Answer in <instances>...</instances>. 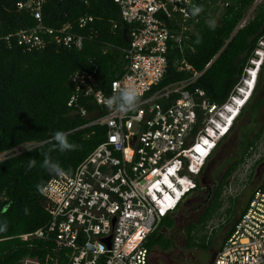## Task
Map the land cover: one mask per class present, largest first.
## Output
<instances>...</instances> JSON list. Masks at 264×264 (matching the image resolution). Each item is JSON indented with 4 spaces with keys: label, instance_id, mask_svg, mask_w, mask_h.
Instances as JSON below:
<instances>
[{
    "label": "built area",
    "instance_id": "built-area-1",
    "mask_svg": "<svg viewBox=\"0 0 264 264\" xmlns=\"http://www.w3.org/2000/svg\"><path fill=\"white\" fill-rule=\"evenodd\" d=\"M46 0L15 3L36 21L1 39L12 41L26 51H40L48 43L79 49L82 37L72 33L70 23L54 29L42 24ZM264 0H254L238 23L241 28L251 10ZM120 20L129 26L125 67L111 81L108 95L97 87L94 72L74 71L68 107L84 118L81 126H102L104 141L80 161L72 173L51 175L40 195L52 204L48 221L31 232L16 237L22 241L48 239L75 245L70 264H148L146 237L156 231L188 194L201 186L200 174L216 142L225 134L248 95L242 84L251 86V56L243 67L239 82L222 105L209 103L204 93L188 87L202 72L193 69L184 57H177L178 71L189 76L151 92L165 74L169 50L189 49L197 16L190 14L196 0H114ZM91 17H81V27ZM210 63V62H209ZM205 67H207L209 65ZM249 77V78H248ZM118 84H134L140 92L136 110L113 114L104 98L115 93ZM243 95V96H242ZM79 96L89 98L104 113L90 114L79 104ZM226 108L231 111L226 116ZM226 116L227 122L221 121ZM37 145V144H36ZM33 142L5 151L18 155ZM4 159V158H3ZM251 164L246 165V169ZM226 219L221 220V224ZM216 228L211 226L209 231ZM97 242L104 246L99 252ZM210 264H264V186L256 188L231 233L221 243Z\"/></svg>",
    "mask_w": 264,
    "mask_h": 264
},
{
    "label": "trees",
    "instance_id": "trees-1",
    "mask_svg": "<svg viewBox=\"0 0 264 264\" xmlns=\"http://www.w3.org/2000/svg\"><path fill=\"white\" fill-rule=\"evenodd\" d=\"M18 1L24 0H0V154L22 143L35 141L37 145L30 148L31 151L0 160V222L7 225L6 230L0 232V264H30L25 259L36 264H70L77 250L75 245L52 237L22 241L16 236L42 227L51 215L52 204L40 195V189L51 177L41 167L44 158L58 162L70 174L104 141L105 127L80 128L91 118L81 117L75 108L68 107L73 93L68 80L74 71L94 72L97 87L108 95L111 81L118 78L125 67L123 50L127 43L123 31L126 28L128 38L129 26L120 20L114 0H46L42 24L58 29L70 23V31L82 37L81 47L75 49L48 43L40 51H26L14 41L7 47L1 37L20 28H30L36 22L29 14L15 9ZM253 1L196 0L202 11L196 15L198 19L188 43L193 52L189 49H183V52L169 50L165 74L151 92L189 76L178 71L174 62L177 57H184L195 71L202 72L188 89H200L209 103L224 104L251 56L256 38L264 32V1L257 7L259 12L235 30ZM216 13H219L218 20L210 27L208 21H214ZM81 17H91V20L80 27L78 19ZM79 104L90 114L104 113L89 98L79 96ZM57 130L65 131L69 141L78 147L65 152L54 148L51 137ZM260 137L261 134L251 145L254 146ZM245 156L238 161H227L228 166L198 228L191 225L188 229L190 246H197L196 233L203 230L220 209L222 190ZM29 159H35V166L28 167ZM37 185H40L39 189ZM263 186L264 182L259 187ZM233 211L228 209L230 217ZM236 220L230 223L225 239ZM171 225L168 216L162 219L160 227L146 237L148 250L157 245L164 248L168 245V239L160 230ZM204 241L205 236L201 237L200 246Z\"/></svg>",
    "mask_w": 264,
    "mask_h": 264
},
{
    "label": "flooded vegetation",
    "instance_id": "flooded-vegetation-1",
    "mask_svg": "<svg viewBox=\"0 0 264 264\" xmlns=\"http://www.w3.org/2000/svg\"><path fill=\"white\" fill-rule=\"evenodd\" d=\"M259 5L261 3L255 6L254 14L259 12L257 8ZM251 59L252 73L249 96L243 101L230 130L225 133L226 137L223 136L225 138L220 139L221 142L218 146H223L226 141L231 139L236 142L234 151L215 164V161L209 162L218 147L213 149L200 174L201 186H198L178 205L175 211L168 215L169 220L172 221L171 227H163L160 230L162 235L168 239V245L165 248L162 245H157L149 249V257L152 258L154 264H202L200 255H205L208 260L210 252L215 255L218 250L209 248L205 242L203 246H200V236L196 241L197 246H190L188 229L191 225L198 228L210 199L215 194L218 182L228 166L226 164L220 170L223 164L227 161H238L240 157L250 153L253 147L252 142L259 134L264 133V32L256 38L255 46L251 51ZM255 177L261 184L264 182V166L255 170ZM229 226L230 224L220 238L221 243L225 240ZM200 232L198 233L200 234ZM192 249H197L198 253L194 254Z\"/></svg>",
    "mask_w": 264,
    "mask_h": 264
},
{
    "label": "rangeland",
    "instance_id": "rangeland-1",
    "mask_svg": "<svg viewBox=\"0 0 264 264\" xmlns=\"http://www.w3.org/2000/svg\"><path fill=\"white\" fill-rule=\"evenodd\" d=\"M252 13L254 15V12ZM218 15L219 13H216L214 15V18H213L214 22H217L218 17H219ZM249 77H251V74ZM242 86L246 90L250 88V85L242 84ZM248 96H249V93L247 97ZM243 101L241 102V105ZM235 146H236V142L234 140L230 139L226 141V143H224L223 146H220L217 148V150L213 153L212 157L210 158L209 162L215 161V164H216L217 162H220L222 159H225L229 153L234 151ZM5 157L6 155L0 154V160ZM226 164L227 162L223 164L220 170H222ZM249 164L251 165L249 166L248 169H246V165H249ZM260 166H264V133L261 135L258 142L252 147L250 153H248L244 157V161L239 164L236 170L228 178L227 185L224 186L222 193H221L222 205L220 209L206 223L203 230H201L200 234L197 233L196 241H198L199 236L200 237L205 236L204 242L205 244H209V248L217 250L220 247L221 245L220 238L224 234V232L227 230L228 225L233 221L234 218L239 216V213L244 207V205L246 204L249 196L252 194V192L256 188H258L261 185L258 178L255 177V170L259 168ZM190 195L191 194H188L187 197ZM187 197H185L183 200H185ZM231 208L232 210H234L232 217H230V214L228 213V209H231ZM229 218H231L230 221H228ZM222 219H226L225 223L223 224H221ZM214 225H216V228L209 231V228ZM192 252L196 254L198 253V250L192 249ZM24 261L30 264H36L35 261L33 260L25 259ZM200 261L202 262V264H205L207 263L208 260L205 255H200Z\"/></svg>",
    "mask_w": 264,
    "mask_h": 264
},
{
    "label": "clouds",
    "instance_id": "clouds-1",
    "mask_svg": "<svg viewBox=\"0 0 264 264\" xmlns=\"http://www.w3.org/2000/svg\"><path fill=\"white\" fill-rule=\"evenodd\" d=\"M202 11L201 6H194L190 10L192 16L198 15ZM208 25L214 27V21L209 20ZM140 99V92L134 84H118L116 86V91L114 94L104 98V103L113 111V114H123L133 110H136L138 107ZM52 141H54L53 147L58 149L60 152L72 151L75 150L78 146L68 139V134L65 131L57 130L53 132ZM33 144L36 145L37 142L33 141ZM28 151H31L30 148L25 147ZM35 159H29L28 167L31 168L35 166ZM41 167H43L50 175L62 176L65 174V169L61 165L45 157L42 161ZM40 185H37L39 189ZM6 223L0 222V232L6 230ZM96 248L99 252L104 251V246L97 242Z\"/></svg>",
    "mask_w": 264,
    "mask_h": 264
},
{
    "label": "bare ground",
    "instance_id": "bare-ground-1",
    "mask_svg": "<svg viewBox=\"0 0 264 264\" xmlns=\"http://www.w3.org/2000/svg\"><path fill=\"white\" fill-rule=\"evenodd\" d=\"M251 6H252V5H251ZM251 6H250V7H251ZM250 7L247 8V10L245 11V13L243 14V17H244V16L248 13V11L251 9ZM254 9H255V7H254ZM254 9L251 10V12H254ZM252 16H253V13H252ZM243 17H242V18H243ZM249 19H250V18H249ZM249 19H248V20H249ZM241 20H242V19H241ZM67 48H68V47H67ZM30 51H31V50H30ZM215 57H216V56H215ZM215 57H214V58H215ZM247 60H248V59H247ZM209 64H210V63H209ZM207 67H208V66H207ZM242 71H243V70H242ZM241 75H242V72H241ZM241 75H240V76H241ZM239 80H240V77H239ZM239 80H238V82H239ZM238 82H237V83H238ZM240 82H241V81H240ZM240 82H239V83H240ZM237 83H236V84H237ZM233 105H234V107H238V109H239V108H240V105H241V102H239V101L234 102ZM223 109L226 111V116H229L230 113H231V111L228 110V109H226V108H223ZM226 116H224L223 118H221V121H222V122H223V121H224L225 123L227 122V119H228V118H226ZM235 117H236V116H235ZM229 119H230V120H233V119H234V116L231 115V116L229 117ZM232 122H233V121H232ZM231 124H232V123H231ZM230 126H231V125H230ZM225 133H226V132H225ZM220 139H221V138H220ZM220 139H219V140H220ZM219 140H218V141H219ZM218 141H217V142H218ZM217 142H216V143H217ZM27 143H29V142H27ZM22 144H24V143H22ZM20 145H21V144H20ZM215 145H216V144H215ZM214 148H215V146H214ZM214 148H213V149H214ZM12 149H13V148H12ZM213 149H212V151H213ZM10 150H11V149H10ZM26 150H27V149H25V151H26ZM212 151L210 152L209 156L211 155ZM1 154H2V153H1ZM19 154H20V153H19ZM209 156H208V157H209Z\"/></svg>",
    "mask_w": 264,
    "mask_h": 264
},
{
    "label": "water",
    "instance_id": "water-1",
    "mask_svg": "<svg viewBox=\"0 0 264 264\" xmlns=\"http://www.w3.org/2000/svg\"><path fill=\"white\" fill-rule=\"evenodd\" d=\"M123 34H124V40H125V42L127 43V42H128V38H127V36H126V28L124 29ZM200 181H202V180H200ZM200 183H201V182H200ZM213 258H214V254H212V253L210 252V257H209V259H208V261H207V264H210V263L212 262ZM148 264H154V262H153V260H152L151 257H148Z\"/></svg>",
    "mask_w": 264,
    "mask_h": 264
}]
</instances>
